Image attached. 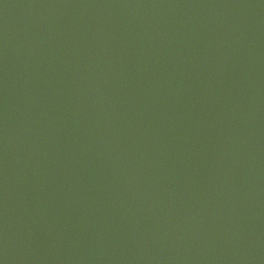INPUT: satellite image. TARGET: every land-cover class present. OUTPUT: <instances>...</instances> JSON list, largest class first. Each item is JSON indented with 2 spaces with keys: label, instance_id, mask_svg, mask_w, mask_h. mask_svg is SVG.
Here are the masks:
<instances>
[{
  "label": "water",
  "instance_id": "95a60500",
  "mask_svg": "<svg viewBox=\"0 0 264 264\" xmlns=\"http://www.w3.org/2000/svg\"><path fill=\"white\" fill-rule=\"evenodd\" d=\"M0 261L264 264V0H0Z\"/></svg>",
  "mask_w": 264,
  "mask_h": 264
},
{
  "label": "clouds",
  "instance_id": "9594fccd",
  "mask_svg": "<svg viewBox=\"0 0 264 264\" xmlns=\"http://www.w3.org/2000/svg\"><path fill=\"white\" fill-rule=\"evenodd\" d=\"M0 264H4V262L3 261H0Z\"/></svg>",
  "mask_w": 264,
  "mask_h": 264
}]
</instances>
